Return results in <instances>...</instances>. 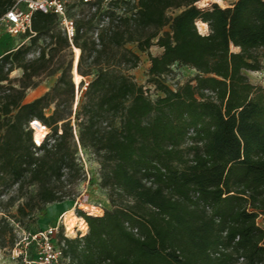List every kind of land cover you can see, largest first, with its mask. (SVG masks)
<instances>
[{"label": "trees", "instance_id": "obj_1", "mask_svg": "<svg viewBox=\"0 0 264 264\" xmlns=\"http://www.w3.org/2000/svg\"><path fill=\"white\" fill-rule=\"evenodd\" d=\"M198 1L76 0L71 39L56 14L38 10L21 35L48 36L50 54L24 61L21 45L0 56V185L35 183L43 205L73 199L80 146L95 155L108 194L101 215L76 210L87 233H60L64 264H264V85L245 74L261 68L264 0ZM14 2L0 0V16ZM82 4L94 9L69 15ZM68 47L80 50L81 81H72V59L59 61L47 73L62 68L53 86L24 102ZM141 53L154 100L131 72ZM14 65L20 77H9ZM173 65L195 75L173 89L163 80ZM32 120L49 129L39 146Z\"/></svg>", "mask_w": 264, "mask_h": 264}, {"label": "rangeland", "instance_id": "obj_2", "mask_svg": "<svg viewBox=\"0 0 264 264\" xmlns=\"http://www.w3.org/2000/svg\"><path fill=\"white\" fill-rule=\"evenodd\" d=\"M205 1V3L197 2L196 4L199 7H204L214 2L213 0ZM223 1L226 6L231 4L234 0ZM93 9L94 6L91 5H77L69 11V15L74 19H77L81 12L85 13L89 10L92 11ZM55 30H57V27H55ZM206 32L207 31L202 33ZM48 42L49 38L46 35H41L35 40H32L30 36H11L5 32L2 26H0V56L9 50L14 51L22 45L23 47H27L24 61L36 58L39 55L41 48L45 49V57H47L48 54H50L49 49L52 46ZM159 51L160 49L157 46H152L150 48V52L154 55L158 54ZM140 55V64L131 72L135 82L144 85V87L148 89L147 94L154 100L160 95V93L147 81V56L144 53H141ZM259 56L261 57V68L257 71H245V74L248 76L251 83L264 85V50L261 49L259 51ZM69 59L74 60V47H68L55 54L47 70H44L41 73L39 84L34 88L26 89L23 101L29 102L49 90L59 76L62 68L56 70L51 75H48L47 73L52 67L56 68L59 61H63L62 63L64 67ZM8 66L9 64H6L5 67ZM171 69V72L166 74L163 77V80L173 89L182 85L195 75L194 70L187 67L184 68V66L178 67L173 65ZM22 71L23 68L15 67L14 65L13 70L9 73V77H20ZM89 79V77H84L83 85H79L78 88H76L77 86L74 87V99L72 102L73 113H75L78 103H80L79 101L84 91V85ZM52 109L53 106H50V108L45 111L46 115H49ZM74 123L75 120L72 119L71 125H73V130L77 132ZM76 158L83 167V174L75 185L73 199L43 205L36 197L37 187L35 183L23 184V186L19 187L17 183H13L10 179L2 182L0 185V264H25L26 262L23 261V257L14 258V256L17 257L19 250H22L23 253L24 250H26L25 253L27 260L34 257L35 247L34 244L28 243V232H34L39 230V228L42 229L58 225V231H60L56 235V238L58 239L62 232L61 230L64 231L65 227L67 228L66 221L70 215L66 216L65 211L70 206H72V215L77 217L79 216L76 215V210L80 209L85 211L82 208L84 202L85 205L91 204L96 207L99 206L101 209L99 215L103 213L104 209L111 208L108 201L107 191L100 186L99 165L96 161L95 155L90 150H84L80 146H77ZM61 215L64 216L60 219ZM65 218L67 219L65 220ZM63 221L65 224L62 223ZM258 222L260 225L262 224L261 217L258 219ZM14 249H16L15 252Z\"/></svg>", "mask_w": 264, "mask_h": 264}, {"label": "built area", "instance_id": "obj_3", "mask_svg": "<svg viewBox=\"0 0 264 264\" xmlns=\"http://www.w3.org/2000/svg\"><path fill=\"white\" fill-rule=\"evenodd\" d=\"M74 1L76 0H15L14 4L0 16V26L11 36L21 35L26 31L31 32L32 15L35 11L52 12L58 16L60 26L65 35L69 37L68 39H71L74 35V23L73 19L67 15V8ZM91 1L95 0H82L84 3ZM36 126H39L36 120L30 121L33 133L36 130ZM43 139L44 137L40 142H37L33 137V141L37 146L40 145ZM62 216L64 215H61L60 219ZM62 223L65 224L64 221ZM61 231L65 238L82 237L87 233V225H85L84 229L75 226L73 228L74 233H70L66 227L64 231ZM58 232H60L58 231V225L28 232V243L34 244L35 247L34 257L27 260L26 250H24V253L19 250L17 257L14 256V258L23 257L25 264H64L67 260L62 252L64 239L57 240L56 235Z\"/></svg>", "mask_w": 264, "mask_h": 264}, {"label": "bare ground", "instance_id": "obj_4", "mask_svg": "<svg viewBox=\"0 0 264 264\" xmlns=\"http://www.w3.org/2000/svg\"><path fill=\"white\" fill-rule=\"evenodd\" d=\"M215 3L221 5V6H225V4L223 3L224 1L223 0H213ZM199 3H205L206 1L205 0H200L198 1ZM207 4V3H206ZM205 5V4H204ZM197 26H198V30L202 33V32H205V31H208L207 30V25L206 23H202L201 21H197L196 22ZM80 50L79 48L77 47H74V60H72V63H73V66H72V69H71V74H73V83H79L82 79V77L77 73V70H76V64H77V60H78V56L80 55ZM37 123H39L37 121ZM34 139L35 141L37 142H40L41 139L44 137L45 134L48 133V129L41 123H39V126H36V130L34 131ZM83 209L88 213V214H94V215H98L100 214L101 212V209L98 207H96L95 205H91V204H86L85 205V202L83 203ZM64 211V210H63ZM72 206H70L66 211H65V215L66 216H69L68 219L65 218V220L67 219L66 221V225H67V228H68V231L70 233H74L73 232V228L75 226H78L79 228H82L84 229L86 223L84 221V219L82 217H77V216H73L72 215ZM90 212V213H89Z\"/></svg>", "mask_w": 264, "mask_h": 264}, {"label": "crops", "instance_id": "obj_5", "mask_svg": "<svg viewBox=\"0 0 264 264\" xmlns=\"http://www.w3.org/2000/svg\"><path fill=\"white\" fill-rule=\"evenodd\" d=\"M228 5H229V4H228ZM228 5H226V6H228ZM220 6H221V5H220ZM221 7H225V6H221ZM159 49H160V48H159ZM160 51H161V49H160ZM160 51H159V52H160ZM261 222H262V221H261ZM261 225H262V224H261Z\"/></svg>", "mask_w": 264, "mask_h": 264}, {"label": "water", "instance_id": "obj_6", "mask_svg": "<svg viewBox=\"0 0 264 264\" xmlns=\"http://www.w3.org/2000/svg\"><path fill=\"white\" fill-rule=\"evenodd\" d=\"M72 66H73V63H72ZM72 81H73V78H72Z\"/></svg>", "mask_w": 264, "mask_h": 264}]
</instances>
